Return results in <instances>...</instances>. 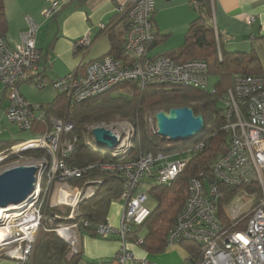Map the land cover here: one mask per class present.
<instances>
[{
	"label": "built area",
	"instance_id": "2783aa9c",
	"mask_svg": "<svg viewBox=\"0 0 264 264\" xmlns=\"http://www.w3.org/2000/svg\"><path fill=\"white\" fill-rule=\"evenodd\" d=\"M192 6H198L196 0H192ZM57 8L56 2L51 3L44 9V16L50 17ZM116 15L124 18L126 26L123 57L117 59L106 54L88 62L83 73L73 70L53 80L51 85L68 104L90 99L125 81L140 86L165 84L208 90L205 61L191 59L177 63L165 54H150L155 40L154 0H125L116 7ZM246 20L252 22L254 17L248 16ZM37 31V24L28 18L27 30L16 44L8 45L0 36V82L8 100L5 120L20 130H28L34 124L42 127L33 138L0 150V161L27 150L40 149L48 154V157L31 159L30 165L36 167L35 180L31 192L17 203L19 208L0 215V258L13 260L15 264H33L32 249L43 220L42 194L55 195L56 202L51 204L69 206V217H73L78 202L91 197L99 182L92 180L84 187L74 188L67 185L69 179L79 178L86 171V168L70 167L64 161L74 151L77 141L76 136L69 135L73 123L66 117L49 115L42 105L27 103L19 92L26 72L39 62L40 52L35 45ZM214 33L217 37L215 29ZM91 41L88 36L82 37L75 42V49L85 50ZM218 57L221 59L220 52ZM36 79L38 88L43 89L46 83ZM220 102L223 129L229 134L228 148L213 163L211 179H190L186 203L166 243L168 247L182 242L197 245L198 260L182 264H264V73H234ZM95 127L108 129L116 136L112 157L131 147L136 132L134 124L127 121L96 124L90 130ZM203 145L199 142L175 154L140 152L130 161L99 165L102 170L121 173L125 181L118 225L104 222L96 226L98 237L117 239L119 248L109 261L91 264H153L147 259H136L126 249L129 235L150 212L146 204L148 193L138 189L139 183L144 178L158 185L169 184ZM219 184L229 189L220 190ZM59 185L64 186L63 190H57ZM145 185L148 187L147 182ZM53 230L69 245V255L78 253L79 233L75 223H60ZM145 236L146 229L138 230L135 242L140 244Z\"/></svg>",
	"mask_w": 264,
	"mask_h": 264
},
{
	"label": "trees",
	"instance_id": "16d2710c",
	"mask_svg": "<svg viewBox=\"0 0 264 264\" xmlns=\"http://www.w3.org/2000/svg\"><path fill=\"white\" fill-rule=\"evenodd\" d=\"M195 8L197 16L189 24L182 46L170 50L165 54L177 63L191 59L203 60L210 72L218 74L214 92L184 87L179 85L147 84L140 86L132 81L122 82L110 90L103 92L85 101L68 104L62 94L49 102L45 109L49 115L66 117L73 123L70 136H76L74 151L65 163L70 167L86 168L79 178L69 179L74 186L84 187L92 180L96 183L94 194L82 199L76 205L73 217H69L71 208L47 205L48 194L44 193L40 199V208L43 220L38 230L32 249L33 264H78L81 251L69 255V245L53 230L60 223H75L78 233L96 235V226L106 222L111 204L120 200L124 189V177L121 173L102 170L103 163H122L136 158L140 152H149L152 155L169 154L182 151L199 142L202 148L192 154L188 163L178 175L166 185H158L147 181L146 192L149 193L155 204L150 209L146 219L129 235L130 241H136V232L146 229L148 232L140 246L148 253H159L167 246L168 233L173 229L177 216L181 213L188 196L190 179L201 177L211 179V167L216 159L226 152L229 145V134L223 129V107L220 102L222 94L230 87L234 73L261 74L264 73L260 60L252 48L248 52H227L222 49V40L218 36L215 40L213 26L212 0L197 1ZM117 23L126 32L124 18L116 15ZM3 0H0V36L3 37L1 27L4 26ZM119 31L109 29L108 38L111 44V54L114 58L123 57L122 28ZM165 36L155 33V40L151 47L162 42ZM264 43V36L261 37ZM221 54V59L218 57ZM25 81V80H24ZM22 81V82H24ZM189 107L195 115L204 118V128L196 137L187 141L173 142L156 134L145 120L148 113L158 111L168 112L172 108ZM120 118L131 121L136 129L131 147L123 154L112 157L111 151L97 146L90 132V126L109 122ZM216 140V144H215ZM21 141H0V150L10 147ZM27 155L42 157L46 153L35 149L25 152ZM92 166V167H90ZM220 190L229 188L219 184ZM234 190V189H233ZM232 195V189L229 190ZM230 198V195L226 199ZM44 219L50 221L48 225ZM188 256L184 259L195 263L198 260L197 245L192 242H182Z\"/></svg>",
	"mask_w": 264,
	"mask_h": 264
},
{
	"label": "crops",
	"instance_id": "0c3cea01",
	"mask_svg": "<svg viewBox=\"0 0 264 264\" xmlns=\"http://www.w3.org/2000/svg\"><path fill=\"white\" fill-rule=\"evenodd\" d=\"M53 2L58 4V8L46 18L43 11ZM124 2L125 0H3L5 23L1 30L8 45L19 41L20 35L27 30L28 18L38 26L35 45L40 58L37 66L26 72L24 82L41 78L48 83L45 88H49L53 80L62 78L73 70L83 73L88 62L109 54L111 44L107 31L111 28L119 31L122 28V39L125 36V30L116 19V7ZM212 7L214 29L231 52H248L249 45H255L264 36V0H212ZM196 16L192 0H154V32L165 36V39L151 47L150 54H163L180 48L184 42L183 36ZM248 16H253L254 21L247 22ZM87 36L92 40L91 45L85 50L75 49V42ZM24 82L19 84V92L27 101L25 92H21ZM5 98L4 87L0 82L2 124L5 120L4 107L8 103ZM122 204L121 200L111 204L107 223L118 225ZM79 247L81 257L78 264H91L94 261H109L118 250L119 242L115 238L103 239L80 233ZM0 264L15 262L0 258Z\"/></svg>",
	"mask_w": 264,
	"mask_h": 264
},
{
	"label": "rangeland",
	"instance_id": "374dc122",
	"mask_svg": "<svg viewBox=\"0 0 264 264\" xmlns=\"http://www.w3.org/2000/svg\"><path fill=\"white\" fill-rule=\"evenodd\" d=\"M184 36H185V34H184ZM184 36H183V38H184ZM214 36H215V33H214ZM215 40L218 41V36L217 37L215 36ZM256 42H255V45H253V44L249 45L248 51H250L252 48L255 50V52H256L259 60H260L262 70L264 72V43L261 39L256 41ZM221 46H222V49L224 51L231 52L230 50H228L224 46L223 43L221 44ZM253 46H255V48ZM218 77H219L218 74L215 72L209 73V75H208V91H211L212 89H214V86L218 80ZM36 81H37V79L35 78L34 81H32V82H29V83L24 82L21 85V86H23L21 92H25V95H26L25 97L27 99V103L32 104V105L46 106L49 102H51L56 97V95L58 94V91L53 86H51L49 88L44 87L45 89H43V90L39 89L38 86L36 85ZM46 85H48V83H46ZM154 115L155 114H152V113H148L145 115V120L148 124V127L151 130H153V128H154V124H153ZM115 121H127L129 123H132L129 120L120 119V118L112 119L109 122H115ZM109 122H103V123H109ZM41 129H42L41 126H38V128H37L36 124H34L32 126V128H30L28 130H20L17 126L11 125V124L7 123L6 120H4L3 127L0 129V141H8V140L9 141H15V142L16 141H25V140L33 138L37 133L40 132ZM15 144H12V145H15ZM215 144H216V140H215ZM25 152L26 151H24L18 155L15 154L11 158L1 160L0 161V173L6 169L16 167V166H28L31 163V159L40 158V157H34L32 155H27ZM177 152H180V151H175L172 153L175 154ZM46 156L48 157V154H45L42 157H46ZM183 156H185V155H183ZM47 159L51 160L50 157ZM67 185H69L70 187H73V188L76 187L74 185L69 184V182L67 183ZM63 188H64L63 185H59L57 190H63ZM145 188H146L145 179L143 178L142 182L139 183L138 189L142 190V191L143 190L146 191L147 189H145ZM46 200H47L46 201L47 205L50 206L52 201L56 202L55 201V195L51 194L50 196H47ZM146 204H147V207L149 209H152L154 204H155V201L153 200L152 196L149 193H148V201ZM52 206H56V207H60V208L66 207V206L61 205V204L52 205ZM121 211H122V209H121ZM44 222H46L48 225L51 224V222L47 221L46 219H44ZM126 249L131 251L136 259H147L148 261H151L154 264H182L184 262V259L187 257L186 256L187 252L182 245H177V246H173V247H166L165 250H163L159 253H148L140 246V244H137L135 241H128L126 243ZM181 254L183 255V257Z\"/></svg>",
	"mask_w": 264,
	"mask_h": 264
},
{
	"label": "water",
	"instance_id": "95a60500",
	"mask_svg": "<svg viewBox=\"0 0 264 264\" xmlns=\"http://www.w3.org/2000/svg\"><path fill=\"white\" fill-rule=\"evenodd\" d=\"M154 119L156 134L173 142L190 140L204 128L203 116L195 115L189 107L172 108L168 112L158 111ZM90 132L95 144L101 148L112 151L117 144L116 136L108 129L95 127ZM35 172L36 167L32 165L16 166L1 172L0 206L25 199L33 188Z\"/></svg>",
	"mask_w": 264,
	"mask_h": 264
},
{
	"label": "bare ground",
	"instance_id": "6f19581e",
	"mask_svg": "<svg viewBox=\"0 0 264 264\" xmlns=\"http://www.w3.org/2000/svg\"><path fill=\"white\" fill-rule=\"evenodd\" d=\"M19 208V205H17V203H9L7 206H0V215L4 212V211H9V210H14Z\"/></svg>",
	"mask_w": 264,
	"mask_h": 264
}]
</instances>
